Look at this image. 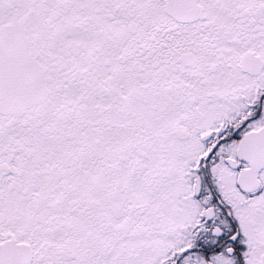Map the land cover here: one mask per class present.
Segmentation results:
<instances>
[{
  "label": "flooded vegetation",
  "instance_id": "flooded-vegetation-1",
  "mask_svg": "<svg viewBox=\"0 0 264 264\" xmlns=\"http://www.w3.org/2000/svg\"><path fill=\"white\" fill-rule=\"evenodd\" d=\"M18 76L0 264H264V0H0Z\"/></svg>",
  "mask_w": 264,
  "mask_h": 264
}]
</instances>
